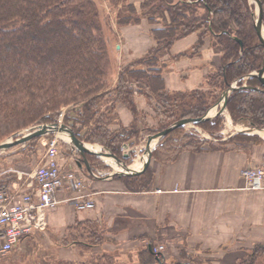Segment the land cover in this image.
Wrapping results in <instances>:
<instances>
[{
	"label": "trees",
	"instance_id": "trees-1",
	"mask_svg": "<svg viewBox=\"0 0 264 264\" xmlns=\"http://www.w3.org/2000/svg\"><path fill=\"white\" fill-rule=\"evenodd\" d=\"M175 1L152 0L151 9V3L142 5L143 10H148L149 23L155 21L153 15L164 18L166 12L169 23L165 28L153 29L157 47L135 61L114 90L117 100L136 116L131 85L144 83L153 96L167 102L172 119L167 128L180 120L202 118L216 104L219 95H213L212 103L208 104L203 93L169 94L161 72H148L139 67L157 62L158 55L168 51L176 40L198 32L199 24H207L208 32L222 43V67L210 76L218 80L220 93L236 81L241 80L239 85H242V79L259 70L263 62L262 46L257 43L246 0H178L174 6ZM108 2L114 7L122 4L118 14L120 26L140 23L136 9L126 5V0ZM195 6L203 7L205 14L189 18L186 13H193ZM104 31L96 0H0V144L33 126L57 123L56 117L62 109L71 107L63 124L81 141L99 144L122 158L124 130L111 132L96 119L100 99L109 82L110 41ZM202 44L201 39L199 45ZM256 88L262 89L259 79L248 80L247 88H239L228 98L227 110L233 121L247 120L252 127L263 129L264 92ZM221 125V118L216 117L199 126L215 133ZM182 129L165 139L181 133ZM184 138L187 142H174L180 145L179 153L187 148L202 151L198 141H191L193 137ZM179 153L165 160L157 157V160L173 162ZM116 180L122 181L129 192L139 193L149 188L153 175L150 170L143 176L116 177ZM91 238L100 241L97 231H93ZM247 253L236 264H264V261L258 262L264 260L263 245H256ZM117 259L110 253H101L92 257V264H121ZM139 261L167 264L162 254L155 253L153 245L139 253Z\"/></svg>",
	"mask_w": 264,
	"mask_h": 264
},
{
	"label": "crops",
	"instance_id": "crops-1",
	"mask_svg": "<svg viewBox=\"0 0 264 264\" xmlns=\"http://www.w3.org/2000/svg\"><path fill=\"white\" fill-rule=\"evenodd\" d=\"M149 31L145 24L121 31L123 43L116 49L124 63L152 48ZM186 41L177 44L173 53L189 49L195 38ZM206 74L197 58L181 59L164 74L165 85L169 91L193 90ZM136 101L141 110L147 109L143 97ZM117 114L124 126L131 124L133 118L124 106L117 107ZM45 144L48 141L41 139L36 150L16 146L3 153L0 186L6 190L0 189L16 200L33 192V174L44 163ZM61 156L64 168L72 170L74 154L67 160ZM151 166L153 180L139 193L129 192L120 180L95 178L78 167L84 189L67 185L59 191V204L47 213V229L32 233L0 258V264H80L101 253H118L122 259L150 245L162 247L159 254L169 261L183 256V250L201 254L229 244L230 250L242 252L243 247L245 252L264 244V190H248L242 177L247 169H264V144L217 152L184 151L173 162H153ZM78 199L92 201L95 208L79 211ZM90 230L98 231L102 240L92 241Z\"/></svg>",
	"mask_w": 264,
	"mask_h": 264
},
{
	"label": "rangeland",
	"instance_id": "rangeland-1",
	"mask_svg": "<svg viewBox=\"0 0 264 264\" xmlns=\"http://www.w3.org/2000/svg\"><path fill=\"white\" fill-rule=\"evenodd\" d=\"M152 0H126L125 4L126 5H132L136 9V16L140 18V23L138 24H131L127 26H120L118 24V14L119 11L123 8L122 4H120L117 7L111 6L108 2V0H96L97 4L99 5V12L101 15V19L103 21L104 29H105V34L106 36L109 37L110 41V52H109V57H110V66L108 70V87L107 91H105L102 95V98L100 99L101 103L99 105L98 109V115L96 119L102 123L103 125H106L107 129H109L111 132L118 133V132H123L122 135V141L123 144L121 145V153H122V158H118L120 161H122L125 165L133 168V166L141 163V158L144 155V153L147 150L148 147V142L149 138L158 135L159 133L163 132L165 130L164 126L170 124L172 122V119L169 118V106L166 105V101L162 102L160 98H157L152 95L150 90L147 88V86L144 85V83H139V84H134L131 85V88L133 90V101L137 109V115H133L132 111L128 108L127 105L124 103L120 102L117 100V96L114 94V90L116 87L119 85V80L122 76H126V71L128 68L133 66V63L137 60H140L148 55V53L157 47V41L154 39L152 35L153 29H161L165 28L167 23H169V16L167 15L168 13H163L164 18L160 16H152L154 18L153 23H149L147 20L148 16V10H143L142 5L145 2L151 3ZM261 5H262V23L264 27V0H260ZM178 3V0L174 2V6ZM153 4L151 3L150 9L152 8ZM246 7H247V13L251 16H253V13H257V5L254 3L252 0H246ZM151 14V13H150ZM205 14V9L201 6H195L193 9V13H186V15L189 16V18H200ZM251 18V17H250ZM143 24L145 26L150 28L149 35L151 36V39L153 40V46L149 51L142 57L127 61V63H124V60L122 58L118 57V54H120V51L116 49V46H122L123 43V35L121 31L124 28H129V27H140ZM254 25V24H253ZM255 36L257 43L261 44L262 42L255 31ZM190 37H194L195 41L194 43L190 46L189 49L178 53L174 54V48L177 44L186 41ZM203 40V44L200 46L199 45V40ZM189 41H186L187 43ZM184 43V44H185ZM221 41L214 38L210 32H208V25L207 24H199V29L198 32L191 33L190 35L176 40L173 45L170 47V49L163 54L158 55V61L155 63H145L144 66H140V70H147L148 72H151L152 70H156L161 72L164 85H165V79H164V74L170 70V66L176 61L184 59V60H189L193 58H197L199 61L203 62L205 65L207 74L204 77L203 82L201 85L193 90H187V91H169L165 85V90L169 94L172 95H177L179 93L190 95L192 93L198 92V93H203L206 97V100L208 104L212 103L213 101V95H219L216 104L209 110L211 111L213 108L217 113L213 116L212 119L209 121L214 120L216 117L221 118L222 120V125L221 128L218 132L215 133H210L206 130H204L202 127L199 125H194V126H187L183 127L181 133L174 134L170 137H168L165 140H162L154 149L150 164L148 167L138 176H143L146 174L147 171H152V163L153 162H160V158L162 160H165L169 157L174 156L177 152L179 153L180 145L176 146L175 143H179L180 141H186L184 137H193L191 141H198L201 144L202 151L200 152H194L191 151L190 148L185 149L184 151H189L193 153H202V152H217V151H227L228 149L234 148V149H251L252 147H257L260 145L264 144V136L262 133H259L261 135H254L257 131H261L263 129L255 128L252 127L251 124L247 121H238L235 122L231 118V115L229 111L226 109L223 113H220V106L217 107V104H219L220 99L223 95V93L229 89V87L224 90L222 93H220L219 89L217 88V81L214 77H210L213 75L216 71L221 69L223 60H222V52H221ZM262 58L264 61V48L262 47ZM263 62H261L262 64ZM140 65V64H137ZM260 82V81H259ZM235 83V82H234ZM232 83V84H234ZM247 83L248 81L243 80V84L237 86L239 88H247ZM123 86H125V83H123ZM262 86V85H261ZM126 87V86H125ZM127 88V87H126ZM129 90V88H127ZM256 90H259L261 92H264V89L261 88H256ZM141 96L147 103V109L141 110L139 108V104H137V97ZM217 98V96H216ZM119 105L124 106L129 113H131L132 116V122L129 126H124L123 123L120 121L119 116L117 114V107ZM69 109H72L71 107L69 108H63L62 111L57 115V120H61L62 124L64 122L65 116L68 112ZM208 111V112H209ZM207 112V113H208ZM187 120V119H184ZM64 125V124H63ZM242 127H241V126ZM26 130V129H25ZM263 136V137H262ZM19 137V136H18ZM17 137V138H18ZM56 139L59 141V158H60V165L62 170H69L64 168L63 164L61 163L62 161V155L64 158L67 160L68 156H70L71 152L74 154V160L73 162H81L82 159L78 153H74L72 151V148L68 143H66L69 139L66 137H63L61 135H49L45 136V138H42V142L46 143L47 141H51ZM12 137H9L5 139L2 142H5L7 140H10ZM190 139V138H189ZM41 141V139H39ZM33 141L30 143L28 146L29 148L36 150L34 148L35 144L39 141ZM187 142V141H186ZM85 144L91 146V147H96L99 151H103L105 153H111L108 149L104 148L103 146L99 144H90L86 143ZM47 144L44 145L46 147ZM94 147V148H95ZM47 149V147H46ZM182 151V152H184ZM36 152V151H35ZM180 154V153H179ZM178 154V155H179ZM156 155V158H155ZM158 157V160H157ZM178 157V156H177ZM87 161L89 162L91 166V170L95 172V175L97 177H104L108 175L111 171V166L113 168L117 169H122V167L115 162L113 159L112 161H107L106 159H100L99 157L93 156V155H88L86 157ZM71 161V159H70ZM76 163L73 165L72 171L75 172L76 174L79 173V169L76 166ZM161 163V162H160ZM71 164V163H69ZM142 164V163H141ZM264 171L263 168H258ZM85 170L86 167H85ZM84 174L86 172L82 170ZM153 175V171H152ZM116 179V177H114ZM246 183V182H245ZM0 188H4V186H0ZM91 233L96 230H90ZM99 234V232L97 231ZM99 239L100 241L102 240V236L99 234ZM92 241H95L92 239ZM99 241V242H100ZM257 245H263L264 244H257ZM255 246L252 248L248 249L247 251H251ZM230 245L225 244L224 246L222 245L219 246L218 248H214L211 250H204L201 254H195V253H189L185 250H183V256H180L178 259H170L169 261H166L167 264H236L237 261L245 258L246 255H248L247 251L243 247L241 248L242 252L239 250H230ZM235 248L239 249L240 246H236ZM144 249H139L137 252L129 254L128 257L120 258V255L110 253L114 255L117 258L119 263L121 264H141L139 261V253L143 251ZM264 260H258V262H261ZM94 261L91 259L85 263H80V264H92Z\"/></svg>",
	"mask_w": 264,
	"mask_h": 264
},
{
	"label": "built area",
	"instance_id": "built-area-1",
	"mask_svg": "<svg viewBox=\"0 0 264 264\" xmlns=\"http://www.w3.org/2000/svg\"><path fill=\"white\" fill-rule=\"evenodd\" d=\"M59 147L57 139L47 145L44 163L33 174V192L24 193L16 200L0 189V258L12 253L32 233L47 229V213L59 204L56 198L59 191L67 185L71 189H84L82 178L72 170H62ZM242 177L248 190H264L263 170L250 168L242 172ZM94 208L95 204L88 199L77 200L79 211ZM155 252H163V248L160 247Z\"/></svg>",
	"mask_w": 264,
	"mask_h": 264
},
{
	"label": "water",
	"instance_id": "water-1",
	"mask_svg": "<svg viewBox=\"0 0 264 264\" xmlns=\"http://www.w3.org/2000/svg\"><path fill=\"white\" fill-rule=\"evenodd\" d=\"M252 1L256 3L257 5V13H253V16H252L254 29L259 35L261 42H262V47L264 48V27H263L262 16H261L262 5H261L260 0H252ZM239 43L241 44V41H239ZM252 78L259 79L264 89V61L259 70L249 74L248 76L244 77L242 80L248 81ZM240 81H236L234 84L229 85V89L223 93L219 104H217V107L220 106L219 114L223 113L227 109V100L233 92L239 89L237 84H239ZM213 110H215V108H213L205 116L199 119H187V120H180L178 122H175L174 124L169 126L167 129H165L163 132L159 133L156 136L150 137L147 150L141 158L142 166L139 169H134V168H131L125 165L122 161H120L112 153H105L103 151H98L97 149L95 150L94 148L93 149L88 148L89 145L85 144L83 141L77 138L76 135L73 133V131L69 127L59 124V123L43 124V125L34 126L32 128H29L23 132H20L14 135L10 140H7L0 144V156L13 147L27 146L28 144H30V142L33 139H38V138H42L44 136H49V135H54V136L61 135L69 139L66 143L70 145L74 153H78L80 155L83 161V164L82 163L79 164L80 168H83V166H85L92 176H95L94 175L95 172L91 170V166L86 159L88 155H93V156L99 157L100 159H103L105 157L112 158L115 162H117L122 167L121 170L120 169L116 170L115 168L111 166V171L108 175L105 176L106 178L112 179L114 177H134V176L140 175L148 167L155 147L162 140H164L169 134L183 127L200 125L201 123L209 121L217 113L216 111H213ZM259 133H264V129L261 131H257L256 133H254V135H258Z\"/></svg>",
	"mask_w": 264,
	"mask_h": 264
},
{
	"label": "bare ground",
	"instance_id": "bare-ground-1",
	"mask_svg": "<svg viewBox=\"0 0 264 264\" xmlns=\"http://www.w3.org/2000/svg\"><path fill=\"white\" fill-rule=\"evenodd\" d=\"M240 126H241V125H240ZM241 127H242V126H241ZM88 148H92V149H93L94 147L88 146ZM94 149L96 150L97 148L95 147ZM97 150H98V149H97ZM104 159H106V160L109 161V162L112 161V158H106V157H105ZM141 166H142V164L139 163V164L133 166V168H134V169H139Z\"/></svg>",
	"mask_w": 264,
	"mask_h": 264
}]
</instances>
